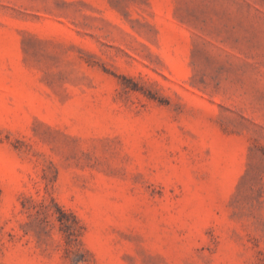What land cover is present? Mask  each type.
<instances>
[{
  "label": "rangeland",
  "instance_id": "374dc122",
  "mask_svg": "<svg viewBox=\"0 0 264 264\" xmlns=\"http://www.w3.org/2000/svg\"><path fill=\"white\" fill-rule=\"evenodd\" d=\"M0 264H264V0H0Z\"/></svg>",
  "mask_w": 264,
  "mask_h": 264
}]
</instances>
